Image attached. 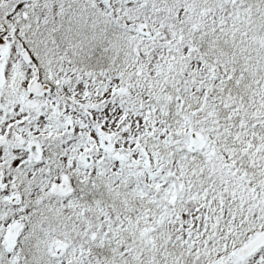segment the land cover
Here are the masks:
<instances>
[{"label":"snow or ice","instance_id":"1","mask_svg":"<svg viewBox=\"0 0 264 264\" xmlns=\"http://www.w3.org/2000/svg\"><path fill=\"white\" fill-rule=\"evenodd\" d=\"M0 264H264V0H0Z\"/></svg>","mask_w":264,"mask_h":264}]
</instances>
